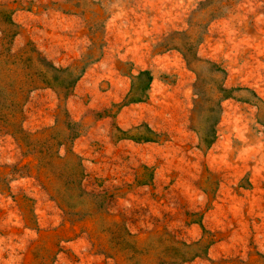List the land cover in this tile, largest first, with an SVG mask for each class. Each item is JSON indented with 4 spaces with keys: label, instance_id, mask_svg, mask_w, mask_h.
Returning a JSON list of instances; mask_svg holds the SVG:
<instances>
[{
    "label": "rangeland",
    "instance_id": "374dc122",
    "mask_svg": "<svg viewBox=\"0 0 264 264\" xmlns=\"http://www.w3.org/2000/svg\"><path fill=\"white\" fill-rule=\"evenodd\" d=\"M0 264H264V0H0Z\"/></svg>",
    "mask_w": 264,
    "mask_h": 264
}]
</instances>
